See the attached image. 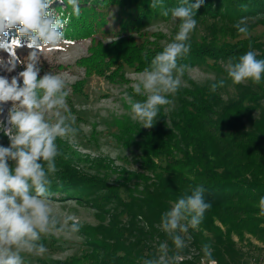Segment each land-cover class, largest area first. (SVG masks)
<instances>
[{
    "label": "trees",
    "instance_id": "trees-1",
    "mask_svg": "<svg viewBox=\"0 0 264 264\" xmlns=\"http://www.w3.org/2000/svg\"><path fill=\"white\" fill-rule=\"evenodd\" d=\"M181 2L163 0L164 6L169 9ZM189 2L195 3V0ZM79 3L80 17L73 16L64 31L69 41L89 40V44L86 54L75 62L77 66L84 67V78L71 85L67 98L71 94L87 96L84 85L91 75L110 82H126L127 70L142 72L151 59L163 50L164 47L155 40H150L158 35L146 29L153 21L170 20L171 15L165 17L161 15L160 8L152 9L151 0H79ZM51 7L65 13L71 11L67 0H55ZM205 16L224 22L264 16V0H204L195 19L198 21ZM6 37V45H11L13 41L19 46L29 43L26 37L17 33L16 28L7 30ZM249 38L234 42L218 39L189 42V54L180 58L178 63L186 65V68L208 64L217 67L219 60H238L249 50V44L260 49L264 45V41ZM257 58L264 59V49ZM24 67V64L18 63L16 68L21 72ZM38 67L41 77L46 73L70 70L69 65L48 64L45 61H40ZM1 74L3 69H0ZM234 85L238 89L236 98L227 101L217 91L212 93L211 85L194 87L186 95L190 100H180L172 120L173 127L163 118L158 120H162V124L155 123L144 134L140 142L143 166L153 174L154 179L151 183L146 180L139 197H130L125 201L116 192L111 195L119 208L131 218V230L113 225L108 230L103 225L99 230L96 228L95 231L99 232L95 236L104 241L88 243L97 264H143L144 259L152 258L154 251L146 247L142 239L153 236L156 232L154 225H160L161 215L197 186L205 188V201L211 204L205 215L214 213L229 227L224 235L219 230L214 231V239H203L199 234L195 236L201 247L204 244L211 246L212 257L219 264H238L240 260V251L230 239L231 231L240 233L248 228L259 236L264 234V216L259 215V199L264 197V78L259 84L247 81ZM256 110L262 112L259 118L253 116ZM158 117L162 118L161 111ZM117 126L122 128L121 131L128 128L125 122ZM9 144L10 141H7L0 145L7 147ZM56 164L57 172L51 176V199L59 193L57 198L95 203L91 196L104 184V180L81 173L67 157L58 156ZM139 217L148 229L137 226L136 219ZM201 224L207 226L210 223L205 224L203 219ZM106 230V236L110 238L105 237ZM157 234L168 239L170 247L174 248L166 233ZM126 237L134 238V242L122 240ZM41 242L49 244L46 239ZM87 256L66 260L39 258L38 264H81L80 260Z\"/></svg>",
    "mask_w": 264,
    "mask_h": 264
},
{
    "label": "clouds",
    "instance_id": "clouds-1",
    "mask_svg": "<svg viewBox=\"0 0 264 264\" xmlns=\"http://www.w3.org/2000/svg\"><path fill=\"white\" fill-rule=\"evenodd\" d=\"M55 0H0V50L9 52L7 62L0 58V69L12 72L18 63L24 70L9 80L0 76V114L11 102L8 124L4 130L10 144L0 145V264H25V256H43L48 249L42 238L60 234L71 236L82 227L72 215H64L52 206L51 176L57 172L56 159L61 155L57 139L74 140L79 129L76 117L67 107L70 94L68 80L62 74L39 75L38 64L43 52L62 50L73 43L65 35V28L73 16L79 18V0H67L71 11H57ZM63 2V0H61ZM204 0H182L177 7L166 8L163 0H151L152 9L160 8L161 15L179 20L174 39L158 52L132 84L142 101H133L125 94L133 120L143 128H151L163 106L173 104L174 96L183 85L186 65L178 60L191 49L190 34L196 29L197 10ZM241 7H247L241 5ZM238 33L247 36V21L241 18L233 25ZM16 28L27 38L31 49L24 60L15 56L17 43L6 45L7 30ZM249 44V50L238 60L229 59L225 71L233 84L252 81L259 84L264 78V59ZM22 80V85L19 81ZM224 81L213 83L215 93ZM11 161V164L9 163ZM205 188L197 186L190 194L181 196L160 217V228L171 239L177 253L186 247L185 236L196 230L211 207L204 198ZM259 215L264 216V197L259 199ZM167 243L159 245V256L143 260V264H173L177 256H168ZM200 264H217L209 244L202 245Z\"/></svg>",
    "mask_w": 264,
    "mask_h": 264
},
{
    "label": "rangeland",
    "instance_id": "rangeland-1",
    "mask_svg": "<svg viewBox=\"0 0 264 264\" xmlns=\"http://www.w3.org/2000/svg\"><path fill=\"white\" fill-rule=\"evenodd\" d=\"M244 19L249 27L247 36L238 33L233 26L236 22H224L221 19L209 16L202 17L197 21L196 29L190 34L189 42H201L204 39L234 42L248 37L251 40L254 39L253 41L256 38L257 41L263 42L264 16H249ZM179 23V20H173L172 18L168 21L157 20L153 21L146 30L158 35L157 37H151L150 40H155L159 45L165 47L174 39ZM212 30L215 31L212 32ZM88 44L89 40H81L62 46V50L52 52L45 50L40 58V61H45L48 64L60 63L70 66V70L57 73L62 74L68 80L70 93L71 85L84 78V67L77 66L75 62L79 57L86 54ZM251 46L257 54H260L264 49V45L261 49L255 45ZM30 51L28 45H18L15 48V56L19 60H24ZM0 58L7 62L9 52L0 50ZM226 63L219 60L217 67L208 64L186 68L183 85L174 96L168 97L173 100V104L161 107L162 118L157 117L154 124H162V120H158L164 118L166 123L173 127L172 120L175 119V112L178 110L180 100H190L191 98L186 95L194 87H205L213 83L219 85V81L223 80L225 82L224 86H218L217 88L221 98L224 101L236 98L238 89L225 74ZM19 72L17 68L12 72L3 70V74L0 76H5L11 80L12 77L18 76ZM140 73H135L130 69L127 70L125 74L126 82H110L103 77L91 75L84 85V91L88 93L87 96L71 94L70 98H67V107L76 117L75 126L79 129V133L71 141L57 139L56 143L61 152L60 156L70 159L72 165L77 167L81 173L102 178L104 184L91 196L94 198L95 203H87L74 198H57L59 193L54 194V198L51 199L52 206L60 209L64 215H72L82 227L78 233L71 236L56 234L42 238L49 241V244L45 245L48 249L47 253L39 257L26 255L25 264H38L39 258L66 260L74 259L76 256L83 257L84 255L88 256L80 260L81 264H93L94 262L97 264L98 261L92 256L94 252L91 251L88 242L104 241L102 238L95 236V233L99 232V227L103 225L108 230L111 227L110 225H113L131 230V218L125 214V210L119 208L115 198L111 195L116 192L125 201H128L130 197H139L146 180L149 179L147 183H151L154 179L153 174L143 166L144 155L140 150V142L144 134L152 127L143 128L141 123L131 118L130 105L125 98V94L131 96L133 101H142L146 98L137 95L132 88V84ZM19 83L22 85V80ZM244 83H247V81ZM11 107V102H8L4 106V112L0 114V144L9 141V138L4 134V130L10 127L8 124V111ZM261 113L260 110H256L253 113L254 118H259ZM120 122H125L128 128L121 131L122 128L117 126ZM136 220H138L136 222L138 227L148 229L147 224L141 221L140 217ZM204 221L205 224H210L207 226L200 224L198 229H190L185 236L186 247L179 253L176 252L175 248L170 247L168 239L158 236L157 233L163 232L158 224L154 225L155 234L142 239V242L154 251L153 257L159 256V245L166 242L169 249L168 256L178 255L179 257L173 264H200L203 252L201 245L197 243L195 238L196 234H199L203 239H214V231L219 230L224 235L229 230V227L214 213H207L204 216ZM231 224L228 225L231 227ZM96 228L98 230L95 231ZM107 230L104 232L105 237H107ZM229 235L236 249L240 251L238 264H249L251 257L264 253V234L259 236L248 231V228H244L240 233L231 231ZM122 240L134 242L132 237L122 238ZM213 259L219 264L216 258Z\"/></svg>",
    "mask_w": 264,
    "mask_h": 264
},
{
    "label": "built area",
    "instance_id": "built-area-1",
    "mask_svg": "<svg viewBox=\"0 0 264 264\" xmlns=\"http://www.w3.org/2000/svg\"><path fill=\"white\" fill-rule=\"evenodd\" d=\"M249 264H264V253H259L251 257Z\"/></svg>",
    "mask_w": 264,
    "mask_h": 264
}]
</instances>
